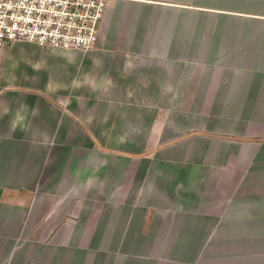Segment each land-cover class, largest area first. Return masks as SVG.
<instances>
[{
	"label": "crops",
	"instance_id": "obj_1",
	"mask_svg": "<svg viewBox=\"0 0 264 264\" xmlns=\"http://www.w3.org/2000/svg\"><path fill=\"white\" fill-rule=\"evenodd\" d=\"M0 264H264V0H110L91 50L5 48Z\"/></svg>",
	"mask_w": 264,
	"mask_h": 264
},
{
	"label": "built area",
	"instance_id": "obj_2",
	"mask_svg": "<svg viewBox=\"0 0 264 264\" xmlns=\"http://www.w3.org/2000/svg\"><path fill=\"white\" fill-rule=\"evenodd\" d=\"M110 0H0V53L15 43L88 51Z\"/></svg>",
	"mask_w": 264,
	"mask_h": 264
}]
</instances>
